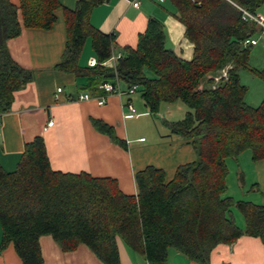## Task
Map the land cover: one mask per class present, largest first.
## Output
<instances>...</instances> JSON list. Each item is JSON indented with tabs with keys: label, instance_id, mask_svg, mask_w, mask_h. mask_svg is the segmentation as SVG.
Listing matches in <instances>:
<instances>
[{
	"label": "trees",
	"instance_id": "16d2710c",
	"mask_svg": "<svg viewBox=\"0 0 264 264\" xmlns=\"http://www.w3.org/2000/svg\"><path fill=\"white\" fill-rule=\"evenodd\" d=\"M105 1L76 0L73 10L64 9L66 43L56 69L85 76L94 95L116 78L136 86L152 114L163 103L181 101L188 108L183 119L164 125L184 138L196 157L179 165L169 181L152 165L136 171L137 194L129 195L110 178L52 170L37 136L25 144L14 171L0 166V252L12 244L21 264H44L38 239L48 234L64 251L85 244L104 264H120L119 237L150 264H164L170 249L207 263L217 244L243 234L264 243V205L235 199L227 181L228 161L239 165L244 154L253 162L264 159V98L248 104L239 74L251 71L264 81V68L249 65L253 45L244 44L264 30L243 17V10L261 14L264 0H167L193 44L192 58L167 48L162 23L150 17L136 46H125L114 68L102 64L112 53L113 34L90 23L92 9ZM60 6L59 0H19V6L0 0V113L10 111L14 91L32 79L31 71L11 58L7 40L23 27L52 28ZM87 40L98 61L92 67L79 65ZM92 124L126 147L112 126L95 119ZM243 177L240 171V184Z\"/></svg>",
	"mask_w": 264,
	"mask_h": 264
},
{
	"label": "crops",
	"instance_id": "0c3cea01",
	"mask_svg": "<svg viewBox=\"0 0 264 264\" xmlns=\"http://www.w3.org/2000/svg\"><path fill=\"white\" fill-rule=\"evenodd\" d=\"M10 2L19 6V0ZM59 2L61 6L54 10L56 20L52 28L23 27L18 36L6 42L11 58L31 71L32 79L14 91L10 111L0 113V166L7 172L14 171L25 144L41 136L54 171L84 172L92 177L110 178L120 191L129 195L137 194L135 172L148 165L163 169L165 180L169 181L179 165L196 157L192 146L164 125L165 121L183 119L188 108L178 100L163 103L159 112L152 114L140 94L137 91L127 93L124 84L120 96L110 95L101 105L95 100L65 101L66 95L94 94L86 88L85 76L55 67L66 43L64 9L73 10L76 6V0ZM263 11L260 10L264 16ZM150 17L162 23L166 47L180 58L190 60L193 44L185 37V27L167 0H140L137 8L125 0H108L92 9L90 23L105 34H113L114 51L117 52L125 46H136L138 35L145 31ZM18 18L22 24L19 11ZM96 64V55L87 40L79 65L92 67ZM58 87L63 93L56 100ZM128 103L133 105L135 112L128 109ZM92 119L112 126L126 147L96 130ZM49 120L53 121L51 126L47 125ZM150 124L153 131L148 140L143 133ZM228 168V179L232 172L239 190L238 193L230 191L228 183L229 194L235 199L264 205V159L253 162L248 154H244L239 165L233 160L228 161ZM240 171L244 173L243 184L238 181ZM237 217L243 228V218ZM38 242L44 264H104L85 244L64 251L48 234L41 235ZM116 243L120 264H150L145 257L128 249L119 237ZM0 264H21L12 244L0 252ZM164 264H264V243L259 237L243 234L232 243L217 244L207 263L191 260L170 249Z\"/></svg>",
	"mask_w": 264,
	"mask_h": 264
},
{
	"label": "built area",
	"instance_id": "2783aa9c",
	"mask_svg": "<svg viewBox=\"0 0 264 264\" xmlns=\"http://www.w3.org/2000/svg\"><path fill=\"white\" fill-rule=\"evenodd\" d=\"M129 5H131L132 7H135L137 8L139 5H140V0H125ZM243 17L246 19V18H249V19H252L253 21L256 22V24L260 27L263 28L264 30V16L262 14H252L246 10H243ZM258 42L257 39L255 38H252V39H246L244 41V44H249V45H256ZM115 48L113 47L112 49V53L110 55V57L105 61L104 65L105 66H108V67H115L116 66V63H117V60L118 58L121 56V51H117L115 52L114 51ZM102 91L103 93L100 94V95H92V94H89V93H80V94H77V95H66L65 97V101L67 102H76V101H84V100H95L98 104H104L108 98V96L110 95H118L120 96L122 93H123V90H122V83L121 81L116 78L114 80V82H104L102 83ZM136 91V86H131V87H127V93H133ZM63 93V89L61 87H58L56 89V92H55V98L56 100H59V95ZM128 109L131 111V112H135L134 108H133V105L131 103H128ZM53 124V121L52 120H49L47 122V125L48 126H51ZM141 141L144 140L143 138L140 139Z\"/></svg>",
	"mask_w": 264,
	"mask_h": 264
},
{
	"label": "rangeland",
	"instance_id": "374dc122",
	"mask_svg": "<svg viewBox=\"0 0 264 264\" xmlns=\"http://www.w3.org/2000/svg\"><path fill=\"white\" fill-rule=\"evenodd\" d=\"M261 10H264V6L261 7ZM260 34L261 32L257 35V39L259 40L258 44L251 46L250 51L249 65L255 69H261L264 67V33L259 37ZM221 74L222 76H226V70L221 71ZM239 74L241 83L248 88L245 101L252 106L258 105L264 98V81L251 71L241 70ZM151 124L146 127V131L143 133L148 140H151L150 134L153 131V126L151 127ZM228 183L230 191L236 193L239 192V190H237L236 182H234L232 172L229 176Z\"/></svg>",
	"mask_w": 264,
	"mask_h": 264
},
{
	"label": "water",
	"instance_id": "95a60500",
	"mask_svg": "<svg viewBox=\"0 0 264 264\" xmlns=\"http://www.w3.org/2000/svg\"><path fill=\"white\" fill-rule=\"evenodd\" d=\"M106 2H108V0H106Z\"/></svg>",
	"mask_w": 264,
	"mask_h": 264
}]
</instances>
